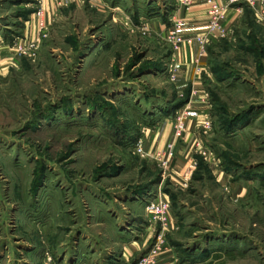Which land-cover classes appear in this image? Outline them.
<instances>
[{
	"label": "rangeland",
	"instance_id": "rangeland-1",
	"mask_svg": "<svg viewBox=\"0 0 264 264\" xmlns=\"http://www.w3.org/2000/svg\"><path fill=\"white\" fill-rule=\"evenodd\" d=\"M174 5L57 0L47 16L46 0H0L1 264L7 246L16 259L38 246L63 261L86 235L113 245L134 216L128 233L140 237L150 221L153 243L161 225L146 206L159 193L175 223L155 264H264V26L248 10L246 26L201 60L211 155H194L175 181L135 151L175 98L161 34ZM27 37L37 49L20 56L14 45Z\"/></svg>",
	"mask_w": 264,
	"mask_h": 264
},
{
	"label": "crops",
	"instance_id": "crops-1",
	"mask_svg": "<svg viewBox=\"0 0 264 264\" xmlns=\"http://www.w3.org/2000/svg\"><path fill=\"white\" fill-rule=\"evenodd\" d=\"M56 1L57 0H46L47 16H50L53 8H55ZM219 1L224 4L228 2L227 0ZM174 4L173 10L169 14L170 25L168 27L166 24L161 26L162 38L168 40L169 29L173 24L172 21L178 19L182 21L181 34L184 42L181 45L182 49L180 52L176 53L173 58L175 61L174 67L177 70L176 79L174 81L175 96L173 97L175 98L167 101L170 103L169 105L174 104V102L179 103L183 100L185 103L177 107L174 113L163 115V117H165L162 126L145 129L140 137L142 136L144 139V149L147 153L154 154L164 150L168 142L172 141L174 137L176 114L178 112L187 111V124L190 131L185 140H179L177 142L176 155L169 167V170L172 173V175H170L171 178L177 181V177L187 179L188 173H190V168L195 165L196 157L191 156L190 151L192 147H194L193 144L197 139H206L207 136L204 137L203 126L204 122L208 118H211L212 114L210 104L211 98H209L206 81L203 75L205 63L204 61H197L199 45L195 40V36L205 31L207 28L208 6L205 3V0H201L191 9V11H186L184 8H179L175 0ZM247 7L251 10L253 19L256 22L253 10L245 2L231 4L229 7L226 25L234 29L235 35L246 26ZM36 25L38 26V23H36ZM35 28L34 23L31 30L33 31ZM219 41L220 40H216L212 44ZM170 60L171 62H169ZM173 60L172 58H169L167 64L168 67L172 64ZM198 68L200 71H198ZM169 105L167 104V106ZM144 216L149 217L146 212ZM140 220L141 219L134 216L131 218V222L128 224L129 226L120 227L117 237L113 240V245L105 246L100 243L99 240L91 239L86 235L85 238H82L81 245L75 243L76 245L82 246V249L76 247L75 251L67 250L65 254L66 257L63 261H61V259L56 260L52 258L49 253L43 252L38 246L26 248V251H22L16 259L15 256H12L13 254H11V247L7 246L5 248L7 253L6 256H4L3 264H126L132 262L135 259V256L137 258V254L142 251L143 247L146 246L147 248L152 244L150 234L152 228L150 226V221H146L145 227L141 229L142 233L140 237H138V235H131L129 234L130 232L128 233L130 230L137 229ZM138 251L140 252L138 253ZM162 254L163 252H161L158 261L161 257L160 261H163L164 256ZM15 260L17 263H13Z\"/></svg>",
	"mask_w": 264,
	"mask_h": 264
},
{
	"label": "built area",
	"instance_id": "built-area-1",
	"mask_svg": "<svg viewBox=\"0 0 264 264\" xmlns=\"http://www.w3.org/2000/svg\"><path fill=\"white\" fill-rule=\"evenodd\" d=\"M176 4L179 8H184L186 11H191V9L201 0H175ZM226 4L221 3L219 0H205V3L208 6L207 16H208V25L205 31L197 34L195 36V40L198 42L199 50L197 61L201 62L202 58H204L207 54V49L210 44H212L216 40L222 39H231L234 38L235 33L232 27H228L226 25V21L228 19V11L231 4L245 2L250 8L253 10L256 22L264 25V0H227ZM173 24L169 29V37L168 40L171 42L173 48V57L176 53L180 52L181 45L184 42L182 36V21L181 20H173ZM45 29H47L44 25L43 14L41 13V19L39 22V32L38 35H44ZM38 38L29 39L28 37L23 40V42H18V44L14 45V49L17 54L20 56H27L35 53L37 49ZM174 60L172 64L168 67V75L171 81H175L176 79V68L174 67ZM198 71L199 68H198ZM187 111L178 112L176 114V121L174 125L175 129V137L172 141L168 142L166 148L162 151H159L154 154H149L144 149V139L141 137L138 138V141L135 144V151L143 156V157H151L159 165H161L164 169H168L171 166L172 161L176 155V144L177 142L185 140L189 130L187 124ZM212 130V121L211 118H208L204 122L203 133L204 137L208 136V134ZM192 147L190 154L194 156L196 154L203 156H210L211 150L205 144L204 139H197ZM191 172V171H190ZM186 185V184H185ZM172 204L165 199L161 193L157 194L151 201L148 202L146 206V212L150 215H153L154 218L159 222L161 228L159 230L158 235L154 238L152 247L145 253L142 259L139 260L136 264H155L157 258L160 256L163 247L166 243L165 234L166 231H169L174 226L172 220Z\"/></svg>",
	"mask_w": 264,
	"mask_h": 264
},
{
	"label": "trees",
	"instance_id": "trees-1",
	"mask_svg": "<svg viewBox=\"0 0 264 264\" xmlns=\"http://www.w3.org/2000/svg\"><path fill=\"white\" fill-rule=\"evenodd\" d=\"M247 10H248L247 11L248 13H251V10H249L248 8H247ZM184 103H185L184 100L183 101H180L177 104H172V105L167 106L166 108H162L161 111H162V113H164V115H169L170 113H174V111L176 110V108L179 107V106H181V105H183ZM196 259H197V257H194L193 258V260H196ZM181 262L182 263H186L187 261L186 260H183Z\"/></svg>",
	"mask_w": 264,
	"mask_h": 264
}]
</instances>
